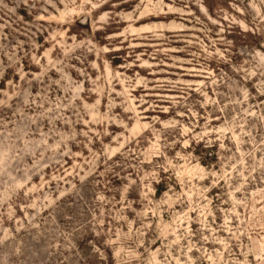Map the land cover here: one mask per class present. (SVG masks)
<instances>
[{"label":"rangeland","instance_id":"rangeland-1","mask_svg":"<svg viewBox=\"0 0 264 264\" xmlns=\"http://www.w3.org/2000/svg\"><path fill=\"white\" fill-rule=\"evenodd\" d=\"M0 264H264V0H0Z\"/></svg>","mask_w":264,"mask_h":264},{"label":"trees","instance_id":"trees-1","mask_svg":"<svg viewBox=\"0 0 264 264\" xmlns=\"http://www.w3.org/2000/svg\"><path fill=\"white\" fill-rule=\"evenodd\" d=\"M161 191H163V187L162 186H159L158 187V193H160Z\"/></svg>","mask_w":264,"mask_h":264}]
</instances>
